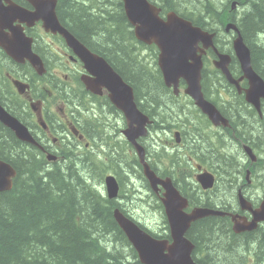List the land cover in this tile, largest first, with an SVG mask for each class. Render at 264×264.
<instances>
[{"label":"flooded vegetation","instance_id":"flooded-vegetation-1","mask_svg":"<svg viewBox=\"0 0 264 264\" xmlns=\"http://www.w3.org/2000/svg\"><path fill=\"white\" fill-rule=\"evenodd\" d=\"M11 1L30 14L36 12L28 0ZM56 1L61 28L94 57L85 63L80 49L71 46L63 32L46 28L41 20H17L12 29L0 28V105L29 130L37 145L21 141L1 122L0 126L9 129L23 148L28 145L33 150L44 171L57 163H67L66 155L73 158L84 155L86 165L118 162L121 165L118 172L111 171L113 175L105 177L104 186L108 176L116 178L120 189L123 187L120 173L128 179L140 176L148 190L149 210L158 216L166 217L163 200L167 189L162 182H171L179 195L189 200V212L195 208L224 212L226 216L220 217L229 219L228 231L233 232L234 215L243 217L248 225L257 219L256 228L234 232L238 236L264 230V99L260 111L246 101L245 91L250 87V80L234 49L238 34L234 29H226L228 24H234L246 42L242 22L245 13L250 11L247 0H232L227 5L226 21L209 31L215 37L213 47L203 57L202 90L205 99L221 113L218 124L186 93L188 85L184 80L180 81L177 93L174 86L166 85L158 65L157 46L145 45L136 36L130 40L131 55H144L149 68L158 70L160 84L166 91V103L153 106L139 93L137 85L134 86L132 81L136 80L110 57L112 52L97 33L83 35L71 25L72 21H62L60 0ZM149 2L161 9L164 19L173 12L165 0ZM195 15L203 18L200 13ZM258 38L264 41V32ZM6 40L20 41L21 45L14 46L16 57L7 52ZM221 55L230 58L231 77L216 66ZM28 56L39 58L45 71ZM251 57L254 72L264 81V58L263 66L257 67L252 51ZM99 59L132 88L134 102L147 118V134L137 142L144 147L146 162L154 173L153 185L145 176L136 148L125 134L130 122L112 102L106 87L108 73L98 65ZM257 129H261V134L256 133ZM210 181L212 186L205 188L204 183ZM126 193L117 200V208L132 217V210L125 202L130 200Z\"/></svg>","mask_w":264,"mask_h":264},{"label":"trees","instance_id":"trees-1","mask_svg":"<svg viewBox=\"0 0 264 264\" xmlns=\"http://www.w3.org/2000/svg\"><path fill=\"white\" fill-rule=\"evenodd\" d=\"M165 1L170 10L210 31L213 22L195 15L200 7L204 15L207 12L219 20L232 3L227 0L219 14L212 4L215 0ZM247 3L250 11L242 22L243 34L259 67L264 58V45L258 38L264 32V0ZM59 13L62 21H72L83 35L97 33L112 52L110 57L136 80L131 81L153 106L166 103L158 70L148 73L137 53L126 52L125 43H132L135 36L122 0H60ZM223 21L226 15L219 24ZM256 133L261 134V129ZM66 158L67 163L44 171L33 150L28 145L23 148L9 129L0 126V159L17 171L13 188L0 193V264H141L114 218L117 201L105 196L95 178L110 171L117 173L121 165L113 161L84 165L82 159ZM79 163L85 166L83 170L75 167ZM162 219V231L153 235L170 239L167 219ZM229 224L228 218L212 216L192 225L187 237L195 245L194 260L199 264H263L264 230L238 236L228 231Z\"/></svg>","mask_w":264,"mask_h":264},{"label":"water","instance_id":"water-1","mask_svg":"<svg viewBox=\"0 0 264 264\" xmlns=\"http://www.w3.org/2000/svg\"><path fill=\"white\" fill-rule=\"evenodd\" d=\"M122 1L126 17L134 30L136 38L144 44L155 45L159 49L158 65L166 85L168 87L174 86L177 93L180 81L184 80L188 85L186 93L195 100L196 105L214 123L218 124L221 120V113L205 99L202 90L203 57L206 55L207 50L213 47L215 33H211L200 26H195L192 21L176 12H170L164 19L161 17V9L151 4L149 0ZM28 2L36 8L35 13H28L11 0H0V28L12 29V25L17 20L22 21L29 18L42 20L46 28L59 29L63 32L71 46L80 47L79 53L85 63L92 61L94 56L80 45L73 36L61 28L56 14V0H28ZM226 29L228 31L234 29L238 34L234 41V49L247 78L250 80V87L245 91L246 101L260 111L261 100L264 99V81L252 68L251 50L238 28L230 23L226 26ZM201 44L203 47H200ZM19 45H21L19 40H6V46H4L11 56L16 57L14 46ZM28 58L34 65L42 66L39 58L34 56H28ZM99 61L100 64L98 65L104 67L108 73L106 87L111 92L112 102L124 112L130 122V128L125 134L136 148L145 175L153 185L154 173L146 162L144 147L137 142L138 139L145 137L147 134L145 128L147 118L137 108L132 88L103 59H99ZM229 61L228 55H221L216 66L226 76L231 77L228 68ZM41 68L44 70L43 66ZM39 73L42 74V71L40 70ZM0 122L11 129L21 141L37 145L29 130L5 111L1 105ZM16 176L17 172L13 166L0 160V193L10 191L13 188V179ZM162 184L167 189L163 204L170 226L171 241L151 236L119 209L114 212V218L135 249L141 264H199L193 258L195 245L188 239V232L192 225L201 219L212 216H225L226 214L210 208H196L191 212H186L189 201L179 195L171 182L168 184L162 182ZM211 186L212 181L208 184L204 183L205 188ZM106 187L110 200L119 199L120 186L114 176L107 177ZM233 222L235 232L241 233L256 228V222L258 221L255 219L252 224L248 225L243 217L234 215Z\"/></svg>","mask_w":264,"mask_h":264},{"label":"rangeland","instance_id":"rangeland-1","mask_svg":"<svg viewBox=\"0 0 264 264\" xmlns=\"http://www.w3.org/2000/svg\"><path fill=\"white\" fill-rule=\"evenodd\" d=\"M215 1L216 2H214L212 4H215L216 8L218 9V11H216V13L221 14L222 13V10H221L220 6H222V5L223 6H226L224 4H226L227 0H215ZM184 7L185 6L181 5L179 8H181L183 10ZM247 8H248V6L246 7V9H244V12L247 10ZM95 9H96V7H95ZM203 9L204 8L201 9V7H200V10H198V8H196V10H198L197 12L200 11L199 13L203 17H207L208 18L206 21L213 22V24L210 25V26H213V27L216 28V27H219V25H222V23L221 24H219V23L225 18L226 13L225 14L223 13V15L219 18V20H217V16H215V15L213 17L212 14L208 15L207 12H206V15H204L202 13L203 12L202 11ZM225 9H226V7H225ZM212 10L214 11V7H212ZM106 27L108 29H110L108 25H106ZM221 27H223V26H221ZM260 34H261V32L258 34V36ZM260 41L261 42H264L262 40H260ZM131 46H132V43L130 44V46H128L126 44V51H127V53H130V54L132 53ZM138 56L141 58L142 64L143 65H146V67L149 69V70H147L148 73L150 71L156 70V69H153V67L149 68L148 62L143 60L144 55H140L138 53ZM78 158H79V160H81V159L83 160L84 155H81ZM84 165H86L85 162H84ZM75 167L78 168L79 170L80 169L83 170L85 166H82L79 163V166L76 165ZM110 174L113 175V173L110 171V172H106L104 174V177L103 178L100 176V174H98V177L95 176V178H98L97 183L99 184L100 188L103 190L105 196H106V189H105V186H104V179H105V177L107 175H110ZM120 174L123 177V187L121 188V190H122V193H124L125 191L128 192V193H126V195L128 196V198H130V200H128V202L127 201H125V202L131 208V210H132V213L131 214H132L133 218L137 222H139L143 226H145L147 229H149L151 231H156L157 233H160L162 231L163 227H164V225H163V219H162L163 216H160V215L158 216L152 209H150L152 212L149 210V208L151 206V203H149V201L147 199L148 190H147V188H145L146 187L145 182L140 178V176H138V178L128 179L125 176L124 173H120ZM135 190L138 191V192H140V193L136 194V191ZM253 245H256V243H253ZM245 250H247V249H245ZM245 250H242V251L245 253ZM244 253H239V254L240 255H243ZM246 254L247 253H245L244 257L246 256V260H247L250 257L247 256ZM263 264H264V262H263Z\"/></svg>","mask_w":264,"mask_h":264},{"label":"bare ground","instance_id":"bare-ground-1","mask_svg":"<svg viewBox=\"0 0 264 264\" xmlns=\"http://www.w3.org/2000/svg\"><path fill=\"white\" fill-rule=\"evenodd\" d=\"M109 177V176H108ZM105 189H106V196H108V194H107V187H106V185H105ZM136 223H138L140 226H142L139 222H137L136 220H134ZM144 227V226H143ZM144 229V228H143ZM145 229H146V231L151 235V236H153V237H155L151 232H149L148 230H147V228L145 227ZM156 238V237H155Z\"/></svg>","mask_w":264,"mask_h":264}]
</instances>
